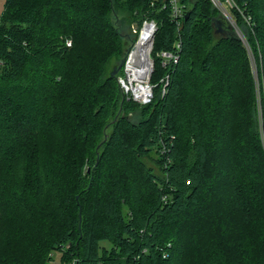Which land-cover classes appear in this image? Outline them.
<instances>
[{
	"label": "trees",
	"instance_id": "16d2710c",
	"mask_svg": "<svg viewBox=\"0 0 264 264\" xmlns=\"http://www.w3.org/2000/svg\"><path fill=\"white\" fill-rule=\"evenodd\" d=\"M220 1L4 0L0 264H264V0Z\"/></svg>",
	"mask_w": 264,
	"mask_h": 264
},
{
	"label": "bare ground",
	"instance_id": "6f19581e",
	"mask_svg": "<svg viewBox=\"0 0 264 264\" xmlns=\"http://www.w3.org/2000/svg\"><path fill=\"white\" fill-rule=\"evenodd\" d=\"M152 27L149 24L144 25L139 33L138 40L132 47L131 57L126 65L129 82H136L139 86L130 91L134 98L143 99L150 93L148 85L142 84L150 68V44ZM138 64V66H136Z\"/></svg>",
	"mask_w": 264,
	"mask_h": 264
},
{
	"label": "rangeland",
	"instance_id": "374dc122",
	"mask_svg": "<svg viewBox=\"0 0 264 264\" xmlns=\"http://www.w3.org/2000/svg\"><path fill=\"white\" fill-rule=\"evenodd\" d=\"M3 8H4V0H0V16H1V13L3 11ZM144 23H147V24L148 23H151V24L154 25V28H156L154 22H143V24ZM143 24L141 26H139V27L136 24H132L129 27V30H127L128 34H130L129 35L130 37H129L127 43H124L125 44L124 46H127L128 47V51L129 52L132 49V47L135 45L136 41L138 40L139 33H140L141 28L143 27ZM151 51H152V49H151ZM151 51H150V58L152 60ZM129 52L126 54V57L124 58V60L120 62V63H122V76H119L118 77V82H119L120 86L122 87V89L124 90V92L130 94L132 96V99L133 100L138 101V102L145 103L143 99L134 98L132 92L130 91L131 88H132V90L133 89H136L139 85L136 82H131L130 83L129 80H128V73L125 71V62H126V58L129 55ZM252 69H253V72H254V78H255V82H256L257 81L256 72L254 70V66L253 65H252ZM151 73L148 74V77L146 75L147 79L145 78L144 79V82L142 84L144 85V87H145V85H148V87L150 88V94L152 95V88H151V86L149 84V80H150V77H151ZM256 97H258V89H257V86H256ZM257 100H258L257 101L258 102V104H257L258 120H259L260 127H261L262 126V116H261V107H260L261 105H260L259 98H257ZM260 136L262 138V142H263V145H264V134L261 133ZM53 258H54V260H52V262H50L49 264H57L58 257L55 255Z\"/></svg>",
	"mask_w": 264,
	"mask_h": 264
},
{
	"label": "built area",
	"instance_id": "2783aa9c",
	"mask_svg": "<svg viewBox=\"0 0 264 264\" xmlns=\"http://www.w3.org/2000/svg\"><path fill=\"white\" fill-rule=\"evenodd\" d=\"M169 4L172 9V15L174 18L178 19V17L181 15V11L183 6L180 4V0H168ZM214 6H216L223 14V16L228 19V15L226 10L224 9L222 3L220 0H210ZM224 3L228 5L229 7L233 6V1L232 0H224ZM162 58L172 60L173 63L176 62L177 57L175 55H172L170 53L162 52L159 55ZM153 61V60H152ZM153 71V67H152ZM151 94L149 93L145 98H143L144 102H148L150 100Z\"/></svg>",
	"mask_w": 264,
	"mask_h": 264
},
{
	"label": "water",
	"instance_id": "95a60500",
	"mask_svg": "<svg viewBox=\"0 0 264 264\" xmlns=\"http://www.w3.org/2000/svg\"><path fill=\"white\" fill-rule=\"evenodd\" d=\"M147 23H144L143 24V26L144 25H146ZM151 27H152V32H151V44H150V47H151V49H152V46H153V38H154V31H155V28H154V25L153 24H151V23H148ZM214 29H215V32L216 33H219V32H221V27H220V21H218V20H215V22H214ZM151 49H150V51H151ZM131 51H132V49L130 50V52H129V55H128V57L126 58V62H125V70H126V65H127V63L129 62V56L131 57ZM131 54V55H130ZM121 64V63H120ZM136 66H138V64H136ZM152 67H153V61L151 60L150 61V68H149V74L152 72ZM115 74V71L114 72H112V75H114Z\"/></svg>",
	"mask_w": 264,
	"mask_h": 264
}]
</instances>
